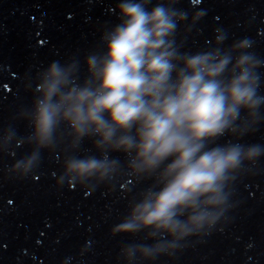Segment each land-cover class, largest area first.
I'll return each mask as SVG.
<instances>
[{"label": "clouds", "instance_id": "obj_1", "mask_svg": "<svg viewBox=\"0 0 264 264\" xmlns=\"http://www.w3.org/2000/svg\"><path fill=\"white\" fill-rule=\"evenodd\" d=\"M175 2L118 0V23L83 58V78L79 60L49 64L28 112L34 151L15 165L25 179L64 129L71 154L57 188L65 179L86 192L90 181L103 183L121 165L110 154L151 181L112 230L127 241L124 264H174L192 238L216 231L230 178L264 158V143L241 142L264 124V59L246 41L224 46L225 36L215 47L181 51L178 13L168 6ZM85 141L92 154L80 153Z\"/></svg>", "mask_w": 264, "mask_h": 264}, {"label": "water", "instance_id": "obj_2", "mask_svg": "<svg viewBox=\"0 0 264 264\" xmlns=\"http://www.w3.org/2000/svg\"><path fill=\"white\" fill-rule=\"evenodd\" d=\"M168 6L178 13L175 40L181 51L215 47L216 38L225 36L224 46L246 41L247 51L264 59V0H177ZM195 14L200 19L193 23ZM259 72L264 94V67ZM241 142L264 143V124ZM111 158L121 165L103 183L90 181L88 192L83 190L61 264H124L120 250L127 241L112 230L151 181L127 172L123 157ZM225 191L229 208L216 231L202 240L192 238L174 264H264V158L258 166L245 164Z\"/></svg>", "mask_w": 264, "mask_h": 264}]
</instances>
